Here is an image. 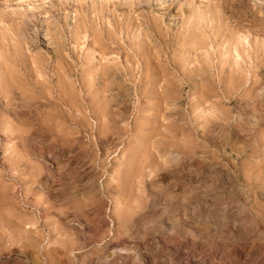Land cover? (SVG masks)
<instances>
[{"label": "rangeland", "instance_id": "obj_1", "mask_svg": "<svg viewBox=\"0 0 264 264\" xmlns=\"http://www.w3.org/2000/svg\"><path fill=\"white\" fill-rule=\"evenodd\" d=\"M0 76V264H264V0H0Z\"/></svg>", "mask_w": 264, "mask_h": 264}, {"label": "bare ground", "instance_id": "obj_2", "mask_svg": "<svg viewBox=\"0 0 264 264\" xmlns=\"http://www.w3.org/2000/svg\"><path fill=\"white\" fill-rule=\"evenodd\" d=\"M10 68V67H9ZM11 70H12V68H11ZM11 70H10V72H11ZM13 71V70H12ZM12 72H11V76H12ZM2 76V75H1ZM0 76V77H1ZM10 76V77H11ZM14 76V75H13ZM6 77H7V75H6ZM5 76L3 77L4 78V80H5V78H6ZM6 79H8L7 81H10L9 79V77L8 78H6ZM3 79H1V82L3 83V84H5L3 81H2ZM11 80H12V78H11ZM13 81V80H12ZM0 82V83H1ZM1 83V84H2ZM10 84L12 85L13 83H11V81H10ZM7 85V84H6ZM3 86V85H2ZM9 86V85H8ZM5 87V86H4ZM8 88V87H7ZM4 90H5V88H4ZM258 90V89H257ZM264 91V90H263ZM262 92V91H261ZM257 94V96L259 97L258 99H256V101H255V104H254V107L252 108L253 110H252V112L254 113V115L251 113L248 117H250V118H253L254 119V121L256 122V123H254V124H250V123H248L247 121H245L244 119H243V114L242 115H239L240 116V123H239V130H241L240 132H245V133H250V134H255L256 133V131H257V126L259 125V123H260V121H262V119H264V94H261V93H256ZM10 101V100H9ZM9 104H11V101H10V103ZM31 105V104H30ZM11 107H12V105H11ZM13 107H14V105H13ZM28 107V106H27ZM30 107H32V105L30 106ZM30 109V108H29ZM14 110V109H13ZM34 110V109H33ZM11 111V110H10ZM9 111V112H10ZM31 111H32V109H31ZM30 112V111H29ZM12 113V112H11ZM248 115V114H247ZM18 117H20V116H18ZM246 117V116H245ZM26 118V117H25ZM21 119V118H20ZM25 120V119H24ZM22 121V120H21ZM213 130V128L211 129L210 128V131H209V134H207L208 136L211 134V132L213 133L214 131H212ZM43 133V132H42ZM215 133V132H214ZM43 135V134H42ZM31 137V135H28V137ZM35 136H36V134H35ZM38 136V135H37ZM212 136V135H211ZM245 136H247V135H245ZM24 137H26L27 138V136H24ZM29 137V138H30ZM33 137V136H32ZM215 137V136H214ZM29 138H27L26 139V141L27 140H29ZM213 138V137H212ZM216 139V138H215ZM239 139V138H238ZM240 139H241V137H240ZM240 139H239V142H240ZM244 141V140H243ZM245 141H246V139H245ZM29 142H32V138H31V141H29ZM241 142H242V139H241ZM247 144V143H246ZM203 147V146H202ZM234 147V146H233ZM236 147V146H235ZM196 148V147H195ZM246 148V147H245ZM194 149V148H193ZM192 149V150H193ZM235 149V148H234ZM233 149V150H234ZM237 149V148H236ZM203 150V149H202ZM206 151V150H205ZM205 151H204V153H205ZM237 151H239V153L241 154V153H245V151H244V149H241V150H238L237 149ZM196 152V151H195ZM235 152V151H234ZM190 153H192V152H190ZM206 153H208L209 154V152L208 151H206ZM205 153V155H208V154H206ZM193 155V154H192ZM204 155V156H205ZM189 159V158H188ZM177 163H178V161H177ZM180 163V162H179ZM177 166H179L178 164H176ZM120 166L121 167H123L121 164H120ZM180 168H181V165H180ZM183 168V167H182ZM186 169V168H185ZM160 171V170H159ZM158 171V172H159ZM154 172V171H153ZM157 172V173H158ZM183 172V171H182ZM181 173V172H180ZM161 175H162V173H161ZM161 175H159V176H161ZM166 175V174H165ZM257 177L259 176V175H256ZM165 177V176H164ZM262 176H260V178H261ZM220 182V181H219ZM229 184V183H228ZM188 192V191H187ZM187 194V195H186ZM185 195L187 196H184V197H186L187 199H190V198H188V196L189 197H191V199H192V197L193 198H195L196 196L195 195H197L198 196V194L196 193L195 195H194V190L193 191H189L188 193H186ZM200 195V194H199ZM174 197V196H173ZM190 199V200H191ZM197 199V198H196ZM195 199V200H196ZM173 200H176V197L175 198H173ZM178 200V199H177ZM191 202V201H190ZM234 203V202H233ZM236 203V202H235ZM237 203H239V202H237ZM231 204V203H230ZM194 205V204H193ZM196 205V204H195ZM226 205V204H225ZM194 207V206H193ZM238 207V206H237ZM239 207H242V204H239ZM139 226H141V228H143L144 230H147L148 228H149V223H147L146 222V220H143L142 222H140L139 223ZM124 228H125V233H127L128 231H129V225H124ZM150 229V228H149Z\"/></svg>", "mask_w": 264, "mask_h": 264}]
</instances>
